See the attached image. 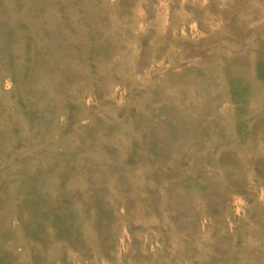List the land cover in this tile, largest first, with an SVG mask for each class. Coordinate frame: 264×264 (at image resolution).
Returning <instances> with one entry per match:
<instances>
[{
    "label": "rangeland",
    "instance_id": "obj_1",
    "mask_svg": "<svg viewBox=\"0 0 264 264\" xmlns=\"http://www.w3.org/2000/svg\"><path fill=\"white\" fill-rule=\"evenodd\" d=\"M263 11L0 0V264H264Z\"/></svg>",
    "mask_w": 264,
    "mask_h": 264
},
{
    "label": "bare ground",
    "instance_id": "obj_2",
    "mask_svg": "<svg viewBox=\"0 0 264 264\" xmlns=\"http://www.w3.org/2000/svg\"><path fill=\"white\" fill-rule=\"evenodd\" d=\"M45 1H46V0H45ZM111 1H112V0H111ZM48 3H49V2H48ZM102 3H103V2H102ZM109 4H110V3H109ZM48 5H49V4H48ZM198 5H199V4H198ZM45 6H46V5H45ZM110 7H111V6H110ZM108 9H109V8H108ZM260 10H262V9H260ZM110 11H111V9H110ZM204 11H205V10H204ZM44 12H45V11H44ZM263 12H264V11H263ZM263 15H264V14H263ZM6 19H7V18H6ZM155 23H156V22H155ZM243 23H244V22H243ZM260 23H261V22H260ZM165 24H166V23H165ZM115 26H118V25L116 24ZM119 27H120V26H119ZM18 28H19V27H18ZM29 29H31V27H30ZM11 30H12V29H11ZM11 30H10V31H11ZM18 30H19V29H18ZM32 30H33V29H32ZM32 30H31V31H32ZM13 31H14V30H13ZM230 31H231V30H230ZM14 32H15V31H14ZM14 32H13V33H14ZM16 32H17V31H16ZM35 32H36V31H35ZM13 33H12V34H13ZM16 34H18V33H16ZM16 34L14 33V35H16ZM34 35H35V34H34ZM36 35H37V34H36ZM17 36H18V35H17ZM159 36H160V35H159ZM18 37H19V36H18ZM183 37H184V36H183ZM247 38H248V37H247ZM16 39H17V38H16ZM181 39H182V38H181ZM8 40H10V39H8ZM14 40H15V39H14ZM14 40L12 39V41H14ZM20 40H21V39H20ZM24 40H25V39H23V41H24ZM18 41H19V40H18ZM40 41H41V40H40ZM38 42H39V41H38ZM138 42H139V41H138ZM26 43H27V42L25 41L24 44H26ZM177 43H178V42H177ZM10 44H11V43H10ZM40 44H41V43H40ZM179 44H180V43H179ZM1 45H2V44H1ZM32 45H33V44H32ZM37 45H38V44H37ZM9 46H10V45H9ZM24 47H25V46H24ZM27 47H28V46H27ZM27 47H26V48H27ZM9 48H10V47H9ZM15 48H16V47H15ZM20 48H21V46H20ZM33 48H34V45H33ZM36 48H38V46H37ZM12 49H13V48H12ZM18 49H19V48H17V50H18ZM24 49H25V48H24ZM29 49H30V47H29ZM161 49H162V48H161ZM13 50H14V49H13ZM13 50H12V51H13ZM27 50H28V48H27ZM34 50H35V49H34ZM18 51L20 52L21 50H18ZM32 51H33V50H32ZM20 53L22 54V51H21ZM181 53H182V52H181ZM8 54H9V53H8ZM8 54H7V55H8ZM12 54H13V52H12ZM17 54H18V52L16 53V55H17ZM29 54H30V52H29ZM168 55H169V54H168ZM33 56H34V55H33ZM9 57H11V56L9 55ZM17 57H18V56H17ZM13 58H14V57H13ZM13 58H12V59H13ZM15 59H16V58H14V60H15ZM122 60H123V59H122ZM126 60H127V59H126ZM15 62H16V61H15ZM170 63H171V62H170ZM212 63H213V62H212ZM215 63H216V62H215ZM124 64H125V63H124ZM17 66H18V65H17ZM123 66H124V65H123ZM174 66H176V65L174 64ZM174 66H173V67H174ZM15 67H16V65H15ZM213 67H214V66H213ZM13 68H14V67H13ZM16 68H17V67H16ZM219 68H220V67H219ZM17 69H18V68H17ZM20 69H22V68H20ZM215 70H216V69H215ZM218 70H220V69H218ZM250 72H251V71H250ZM216 74H217V73H216ZM1 75H2V74H1ZM121 75H122V74H121ZM253 75H254V74H253ZM132 76H133V75H132ZM250 76H251V75H250ZM2 77H3V76H2ZM3 78H4V77H3ZM257 78H258V77H257ZM262 78H263V77H262ZM0 79H1V77H0ZM209 79H210V78H209ZM263 79H264V78H263ZM122 80H123V79H122ZM128 80H129V79H128ZM37 81H38V80H37ZM132 81H133V80H132ZM206 81H207V80H205V82H206ZM126 82H127V81H126ZM201 82H202V81H201ZM263 82H264V81H263ZM5 83H6V82H5ZM122 83H123V82H122ZM252 83H254V82H252ZM139 84H140V83H139ZM255 84H256V83H255ZM203 85L206 86L205 84H203ZM214 85H215V84H214ZM133 86H134V85H133ZM0 87H2V86H0ZM33 87H34V86H33ZM189 88H190V87H189ZM251 88H252V87H251ZM191 89H192V88H191ZM13 90H14V88H13ZM187 90H188V89H187ZM216 90H217V89H216ZM226 90H227V89H226ZM252 90H254V88H252ZM5 91H6V90H5ZM191 91H192V90H191ZM219 91H220V90H219ZM255 91H256V90H254V92H255ZM261 91H262V90H261ZM0 92H1V90H0ZM42 92H43V91H42ZM205 92H206V91H205ZM257 92H258V91H257ZM2 93H3V92H2ZM12 93H14V92H12ZM210 93H211V92H210ZM210 93H209V94H210ZM19 94H20V93H19ZM188 94H189V93H188ZM188 94H187V95H188ZM190 94H191V93H190ZM251 94H252V93H251ZM262 94H263V93H262ZM3 95H4V94H3ZM9 95H10V94H9ZM13 95H14V94H13ZM218 95H219V94H218ZM218 95H217V96H218ZM228 95H229V94H228ZM259 95H260V94H259ZM14 96H15V95H14ZM211 96H212V95H211ZM7 97H8V96H7ZM163 97H164V96H163ZM209 97H210V96H209ZM169 98H170V97H169ZM226 98H228V97H226ZM250 98H251V97H250ZM53 100H54V99H53ZM53 100H52V101H53ZM176 100H177V99H176ZM256 100H257V99H256ZM263 100H264V99H263ZM16 101H17V100H16ZM16 101H15V102H16ZM136 101H137V100H136ZM146 101H147V100H146ZM191 101H192V100H191ZM206 101H207V100H206ZM225 101H226V100H225ZM228 102H229V101H228ZM10 103H11V102H10ZM225 103H226V102H225ZM261 103H262V102H261ZM12 104H13V103H12ZM12 104H11V105H12ZM138 104H139V103H138ZM214 104H215V103H214ZM11 105H10V106H11ZM216 105H217V104H216ZM254 105L257 106V102H256V104L254 103ZM19 106H20V105H19ZM191 106H192V105H191ZM213 106H215V105H213ZM217 106H218V105H217ZM11 107H13V106H11ZM48 107H49V105H48ZM129 107H130V106H129ZM211 107H212V106H211ZM89 108H90V107H89ZM140 108H141V107H140ZM217 108H218V107H217ZM15 109H16V108H15ZM86 109H87V108H86ZM128 109H129V108H128ZM260 109H262V108H260ZM0 110H1V109H0ZM17 110H18V109H17ZM87 110H88V109H87ZM89 110H90V109H89ZM129 110H130V109H129ZM129 110H127V112H128ZM197 110H198V109H197ZM208 110H209V109H208ZM217 110H218V109H217ZM228 110H229V109H228ZM198 111H199V110H198ZM204 111H205V110H204ZM258 111H259V110H258ZM16 112H17V111H16ZM18 112H19V111H18ZM90 112H91V111H90ZM256 112H257V111H256ZM87 113H88V112H87ZM228 113L230 114V112H228ZM0 114H1V113H0ZM15 115H16V117H17V113H15ZM20 115H21V114H20ZM79 115H80V114H79ZM222 115H223V114H222ZM0 116H1V115H0ZM2 116H4V115H2ZM81 117H82V116H81ZM12 118H13V117H12ZM14 118H15V117H14ZM14 118H13V119H14ZM82 118H83V117H82ZM182 118H183V117H182ZM213 118H214V117H213ZM7 119H9V117H8ZM10 119H11V116H10ZM78 119H79V118H78ZM217 119H218V118H217ZM219 119H220V118H219ZM82 120H83V119H82ZM183 120H184V119H183ZM186 120H187V119H186ZM220 120H221V119H220ZM181 121H182V120H181ZM215 121H216V120H215ZM1 122H2V121H1ZM13 122H14V121H13ZM192 122H193V121H192ZM192 122H191V123H192ZM145 123H146V122H145ZM163 123H164V122H163ZM27 124H28V123H27ZM189 124H190V123H189ZM212 124H213V123H212ZM259 124H260V123H259ZM14 125H15V124H14ZM193 125H194V124H193ZM9 126H10V125H9ZM12 126H13V125H12ZM55 126H56V125H55ZM80 126H81V125H80ZM182 126H183V125H182ZM13 127H14V126H13ZM28 127H29V124H28ZM31 127H32V126H31ZM86 127H87V126H86ZM148 127H149V126H148ZM197 127H198V126H197ZM197 127H196V128H197ZM260 127H261V126H260ZM16 128H17V127H16ZM123 128H124V127H123ZM159 128H160V127H159ZM258 128H259V126H258ZM1 129H2V128H1ZM18 129H19V128H18ZM29 129H30V128H29ZM88 129H90V128H88ZM202 129H203V128H202ZM7 130H10V129H7ZM59 130H61V129H59ZM122 130H123V129H122ZM147 130H148V129H147ZM197 130H198V128H197ZM2 131H4V130H2ZM5 131H6V129H5ZM260 131H261V129H260ZM12 132H13V131H12ZM12 132H11V133H12ZM27 132H28V131H27ZM89 132H90V131H89ZM193 132H194V131H193ZM203 132H204V131H203ZM25 133H26V132H25ZM28 133H29V132H28ZM82 133H83V132H82ZM200 133H201V132H200ZM254 133H255V132H254ZM62 134H63V132H62ZM89 134H91V133H89ZM89 134H87V135H89ZM168 134H170V133L168 132ZM258 134H260V133H258ZM258 134H257V135H258ZM4 135H5V134H4ZM7 135H8V134H7ZM21 135H22V134H21ZM27 135H29V134H27ZM27 135H26V138H27ZM34 135H35V134H34ZM39 135H41V134H39ZM24 136H25V135H24ZM82 136H83V135H82ZM84 136H85V135H84ZM99 136H100V135H99ZM125 136H127V135H125ZM128 136H129V135H128ZM170 136H171V135H170ZM170 136H169V137H170ZM21 137H22V136H21ZM21 137H20V138H21ZM85 137H86V136H85ZM87 137H88V136H87ZM136 137H137V136H136ZM136 137H135V138H136ZM162 137H163V136H162ZM164 137H166V136H164ZM229 137H230V136H229ZM22 138H23V137H22ZM22 138H21V139H22ZM102 138H103V137H102ZM143 138H144V137H143ZM166 138H167V140H168V137H166ZM166 138H164V139H166ZM28 139H30V138H28ZM38 139H39V141H40V138H38ZM76 139H77V138H76ZM130 139H131V138H130ZM146 139H148V138H146ZM213 139H214V138H213ZM238 139H239V138H238ZM214 140H215V139H214ZM226 140H227V139H226ZM28 141H29V140H28ZM41 141H42V140H41ZM52 141H53V140H52ZM84 141H85V140H84ZM90 141H91V140H90ZM159 141H160V140H159ZM209 141H210V140H209ZM218 141H219V140H218ZM81 142H82V141H81ZM182 142H183V144H185L184 141H182ZM253 142H254V141H253ZM253 142H251V143H253ZM12 143H13V142H12ZM12 143H11V145H12ZM27 143H28V144H31V143H29V142H27ZM145 143H147V142L145 141ZM172 143H173V142H172ZM172 143H171V144H172ZM177 143H178V142H177ZM179 143H180V141H179ZM34 144H38V143H35V142H34ZM166 144H167V143H166ZM166 144H165V145H166ZM171 144H170V145H171ZM227 144H228V143H227ZM53 145H54V144H53ZM55 145H56V144H55ZM213 145H214V143H213ZM254 145H255V142H254ZM12 146H13V145H12ZM27 146H28V145H27ZM35 146H36V145H35ZM56 146H58V145H56ZM145 146H146V145H145ZM168 146H169V145H168ZM211 146H212V145H211ZM31 147H32V146H31ZM58 147H59V146H58ZM58 147H57V148H58ZM141 147H142V146H141ZM148 147H149V145H148ZM166 147H167V146H166ZM206 147L211 148V147H209L208 145H207ZM223 147H224V146H223ZM223 147H222V148H223ZM10 148H11V147H10ZM144 148H145V147H144ZM5 149H6V148H5ZM38 150H39V149H38ZM51 150H53V149H51ZM145 150H146V149H145ZM163 150H164V149H163ZM219 150H220V149H219ZM35 151H36V150H35ZM224 151H225V149H224ZM239 151H240V150H239ZM5 152H7V151H5ZM22 152H23V151H22ZM65 152H66V151H65ZM23 153H24V152H23ZM25 153H26V152H25ZM25 153H24V154H25ZM211 153L213 154V152H211ZM216 153H217V152H216ZM225 153H226V152H225ZM246 153H247V152H246ZM17 154H18V153H17ZM24 154H22V155H24ZM26 154H27V153H26ZM55 154H56V153H55ZM164 154H166V152H165ZM237 154H239V153L237 152ZM249 154H250V153H249ZM3 155H4V154H3ZM20 155H21V154H20ZM22 155H21V156H22ZM148 155H149V154H148ZM229 155H230V154H229ZM229 155H226V156H229ZM240 155H241V153H240ZM4 156H5V155H4ZM145 156H146V155H145ZM157 156H158V155H157ZM177 156H178V155H177ZM177 156H176V158H177ZM230 156H233V154L230 155ZM244 156H245V155H244ZM263 156H264V155H263ZM136 157H137V156H136ZM141 157H142V156H141ZM161 157H163V156H161ZM196 157H197V156H196ZM206 157H207V156H206ZM235 157H236V156H235ZM235 157H234V158H235ZM204 158H205V157H204ZM241 158H242V157H241ZM161 159H162V158H161ZM245 159H246V158H245ZM253 159H254V158H253ZM3 160H4V159H3ZM209 160H210V159H209ZM229 160H230V159H229ZM234 160H235V159H234ZM243 160H244V159H243ZM176 161H177V160H176ZM176 161H175V162H176ZM198 161H199V160H198ZM212 161H213V160H212ZM214 161L216 162V160H214ZM214 161H213V162H214ZM219 161H220V160H219ZM219 161H218V162H219ZM238 162H239V161H238ZM173 163H174V162H173ZM211 163H212V162H211ZM233 163H234V162H233ZM240 163H241V162H240ZM198 164H199V163H198ZM202 164H204V163L202 162ZM243 164H244V162H243ZM175 165L178 166L177 163H176ZM200 165H201V164H200ZM240 165H241V164H240ZM240 165H239V166H240ZM210 166H211V165H210ZM145 167H146V165H145ZM198 167H199V166H198ZM212 167H214V166H212ZM218 167H219V166H218ZM247 167H248V166H247ZM238 168H239V167H238ZM244 168H245V167H244ZM174 169H175V168H174ZM240 169H241V168H240ZM211 170H214V169H211ZM218 170H219V169H218ZM27 171H28V170H27ZM172 171H173V170H172ZM178 171H179V170H178ZM178 171H175V172L178 173ZM208 171H209V170H208ZM208 171H207V172H208ZM219 171H220V170H219ZM241 171H242V170H241ZM241 171H240V172H241ZM245 171L247 172V169H246ZM245 171L243 170L242 173H244ZM193 172H194V171H193ZM199 173H200V172H199ZM217 173H218V172H217ZM219 173H220V172H219ZM200 174H201V173H200ZM214 174H215V173H214ZM236 174H237V173H236ZM177 175H178V174H177ZM240 175H241V174H240ZM247 176H248V175H247ZM194 177H195V175H194ZM201 177H202V176H201ZM237 177H238V174H237ZM237 177H236V178H237ZM238 178H239V177H238ZM254 178H255V177H254ZM245 180H246V179H245ZM253 180H254V179H253ZM247 181H248V180H247ZM13 183H14V182H13ZM236 183H237V182H236ZM14 184H15V183H14ZM245 184H246V183H245ZM17 185H18V184H17ZM223 185H224V184H223ZM243 185H244V184H243ZM19 186H20V185H19ZM245 186H246V185H245ZM16 188H17V187H16ZM183 188H184V187H183ZM216 188H217V187H216ZM10 189H11V188H10ZM10 189H9V190H10ZM20 189H21V188H20ZM189 189H190V188H189ZM254 189H255V187H254ZM16 190H17V189H16ZM180 190H181V189H180ZM216 190H217V189H216ZM10 191H11V190H10ZM187 192H188V191H187ZM246 192H247V190H246ZM255 193H256V192H255ZM10 194H11V192H10ZM182 194H183V193H182ZM258 198H259V197H258ZM258 201H259V200H258ZM261 202H262V201H261ZM259 203H260V202H259ZM200 205H201V204H200ZM258 205H259V204H258ZM201 206H202V205H201ZM255 206H256V205H255ZM9 208H10V207H9ZM199 208H200V207H199ZM225 208H226V207H225ZM7 209H8V208H7ZM203 209H204V208H203ZM15 210H16V209H15ZM175 210H176V209H175ZM223 211H224V210H223ZM223 211H222V212H223ZM240 212H241V211H240ZM256 212H257V211H256ZM258 213H259V212H258ZM201 214H202V213H201ZM201 214H200V215H201ZM226 214H227V212H226ZM253 215H254V213H253ZM254 218H255V217H254ZM196 221H197V220H196ZM244 221H245V220H244ZM235 225H236V224H235ZM237 225H238V224H237ZM243 225H244V224H243ZM254 226H255V225H254ZM197 227H198V226H197ZM235 227H236V226H235ZM255 228H256V227H255ZM238 229H239V228H238ZM254 230H255V229H254ZM253 232H254V231H253ZM256 233H257V232H256ZM256 233H255V234H256ZM236 234H237V233H236ZM243 234H244V233H243ZM261 234H262V233H261ZM261 234H260V235H261ZM238 235H239V234H238ZM246 235H247V234H246ZM194 237H195V236H194ZM232 237H233V235H232ZM256 237H259V236H256ZM254 238H255V237H254ZM238 239L240 240V238H238ZM252 239H253V238H252ZM255 239H256V238H255ZM260 240H261V239H260ZM234 241H235V240H234ZM252 241H253V240H252ZM263 241H264V240H263ZM232 243H233V242H232ZM239 243H240V242H239ZM256 243H257V242H256ZM254 244H255V243H254ZM233 245H234V244H233ZM235 245H236V244H235ZM252 246H253V245H252ZM233 247H234V246H233ZM178 248H179V247H178ZM204 249H205V248H204ZM237 249H238V248H237ZM262 249H263V248H262ZM255 250H256V249H255ZM210 251H212V250H210ZM246 252H247V251H246ZM260 254H261V253H260ZM263 254H264V253H263ZM194 256H195V255H194ZM194 256H193V258H194ZM201 256H202V255H201ZM204 256H205V255H204ZM228 256H229V255H228ZM255 256H256V255H255ZM255 256L253 255V257H255ZM174 257H175V256H174ZM199 257H200V256H199ZM167 258L169 259V257H167ZM235 258H236V257H235ZM248 258H249V257H248ZM251 258H252V257H251ZM255 258H256V257H255ZM205 259H207V258H205ZM245 259H246V258H245ZM178 260H179V259H178ZM243 260H244V258H243ZM249 260H250V259H249ZM168 261H169V260H168ZM247 261H248V260H247ZM251 261H252V260H251ZM251 261H249V262H251ZM255 261H257V260H255ZM255 261H253V262L255 263ZM160 262H161V261H160ZM171 262H172V261H171ZM164 263H165V262H164ZM256 263H257V262H256ZM259 263H260V262H259ZM165 264H166V263H165Z\"/></svg>",
    "mask_w": 264,
    "mask_h": 264
}]
</instances>
